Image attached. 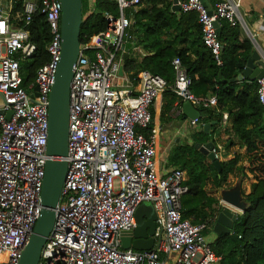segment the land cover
I'll return each instance as SVG.
<instances>
[{
    "label": "built area",
    "instance_id": "built-area-1",
    "mask_svg": "<svg viewBox=\"0 0 264 264\" xmlns=\"http://www.w3.org/2000/svg\"><path fill=\"white\" fill-rule=\"evenodd\" d=\"M117 12L105 10V27L80 43L69 86L67 171L55 206V220L37 264H218L202 232L205 223L182 216L187 191L182 168L160 165L158 130L150 107L170 87L181 106L209 108L216 95L194 93L191 77L178 56L171 63L174 78L149 69L135 72L136 84L118 70L127 43L131 10L141 0H111ZM193 10L202 40L221 64L220 18L248 29L240 0H177ZM36 0H22L19 21L0 4V264H17L40 213L48 134L49 91L61 52L60 0H39L50 30L48 59L26 83L20 60L35 48L27 24ZM127 10L130 11L127 12ZM250 38H254L249 33ZM257 96L264 105V75L256 78ZM35 85L37 88L34 93ZM227 112L223 111L222 121ZM197 118H193L195 122ZM217 147L213 151L217 157ZM155 211L153 244L149 249L122 247L121 236L136 225L135 209L142 201Z\"/></svg>",
    "mask_w": 264,
    "mask_h": 264
},
{
    "label": "trees",
    "instance_id": "trees-1",
    "mask_svg": "<svg viewBox=\"0 0 264 264\" xmlns=\"http://www.w3.org/2000/svg\"><path fill=\"white\" fill-rule=\"evenodd\" d=\"M215 1L210 0L212 4ZM21 8L22 0H15L11 13L18 11L20 16ZM105 10L117 12L115 2L93 0L89 8L87 0H82L80 43L90 40L105 27ZM131 15L133 21L128 33L145 53L141 57L124 56L122 64L126 71L146 68L163 75L171 83L174 78L171 61L178 56L191 77V90L196 94L216 95V104L212 107H199L201 115L194 122V126L198 124L199 127L191 133V141L178 142L167 156L168 165L182 168L183 182L187 184V191L181 198L182 216L190 217L195 223L204 222L202 232L213 233L215 216L223 207L220 188L232 185L228 184L230 175L242 177L251 173L253 180L249 191L244 193V210L238 212L229 231L213 234L209 244L220 256L218 264H264V105L258 100L256 79L231 80L241 72L252 52L251 40L240 38L238 22L220 18L217 36L222 43V62L218 64L202 40L195 11L174 10L172 0H141L137 8L131 10ZM27 28L36 48L30 56L20 60L23 83L33 78L37 67L48 59L46 46L50 30L39 0H36ZM162 96L160 118L166 121L179 97L170 87L163 90ZM223 111L228 113L231 125L229 129L225 127L228 137L216 146L220 162L217 169L195 142L214 141L211 135L222 122ZM208 121L213 123L206 132L202 126ZM236 142L244 145V149L230 152L228 148Z\"/></svg>",
    "mask_w": 264,
    "mask_h": 264
},
{
    "label": "water",
    "instance_id": "water-1",
    "mask_svg": "<svg viewBox=\"0 0 264 264\" xmlns=\"http://www.w3.org/2000/svg\"><path fill=\"white\" fill-rule=\"evenodd\" d=\"M205 4L206 1L203 0ZM61 16V52L57 62L54 81L49 91L48 100V134L46 141V153L49 156L45 161L44 175L40 192L41 209L33 225L32 231L21 250L17 264H37L42 245L50 232L55 220V206L59 199L60 191L67 171V161L63 156L67 152L68 141V115H69V86L73 74V65L80 49V26L83 20L82 0H60ZM172 8L179 10L177 0H172ZM218 32L220 25L216 21ZM125 56V54H124ZM123 64L119 67V74L123 75ZM135 71L128 73L131 78ZM220 75V73H219ZM264 75V55L254 47L247 57L243 69L231 80L248 78L254 80ZM227 79H222L226 81ZM34 87V93L37 91ZM183 113L190 118H198L201 110L194 106L189 100L181 104ZM211 121L205 122L203 130L208 132ZM203 153L213 161L217 169L220 162L213 151L214 142H196ZM220 199L227 205L217 213L212 230L215 233L229 231L237 217L238 211L245 208V200L239 184L225 187L220 190ZM136 225L132 231L121 236L122 247H133L135 249H149L153 244L152 233L155 227L156 211L151 202L146 201L139 204L135 209Z\"/></svg>",
    "mask_w": 264,
    "mask_h": 264
},
{
    "label": "crops",
    "instance_id": "crops-1",
    "mask_svg": "<svg viewBox=\"0 0 264 264\" xmlns=\"http://www.w3.org/2000/svg\"><path fill=\"white\" fill-rule=\"evenodd\" d=\"M205 1L209 6H212V3L210 2V0H205ZM87 2H88L89 8H91L93 5V0H87ZM14 3H15V0H0L1 6L6 11L9 12L12 22H14L15 20L18 21V17H19L18 15L20 14L18 11L16 13H11L12 12L11 9ZM239 8H240L241 13L244 16V20L246 21V24L248 27V29H244L243 27H241L240 38L248 37L253 44L252 49L256 47L259 50V52L264 55V0H240ZM128 11L129 10H127V12ZM250 32L253 34L254 38H250L249 36ZM144 53H145V50L141 49L138 45L135 44V42L127 43L126 51L124 52L125 56L130 54L132 56H137V57H141ZM124 54H123V57H124ZM130 72L124 69L123 75L128 76V73ZM129 79L134 84H136L135 74L133 75V77L131 78L129 77ZM162 97L163 96L161 93L155 98L151 106V111H152V123L159 127L157 159L160 165H166L168 153L171 151L173 146L176 145L178 142H183V141L190 142L191 133L194 132V130H198L199 126L198 124L194 126V122H192V118L186 116L183 113L181 106L176 105L177 100L175 101V105H173L168 112L169 119L166 121L161 120L160 111H161V105H162ZM181 104H182V101H181ZM199 107L200 106H198V108ZM212 123L213 122H211V124ZM230 125L231 123L228 120V115H227L226 120L219 123L217 127L214 129L211 136L212 138H214L213 142L215 146L223 144L224 140L229 135V132H225V127H228L229 129ZM210 128H211V125H210ZM235 139L237 141V138ZM236 149L243 150L244 145L240 144L239 142H236L235 144L231 145L228 148L230 152H233ZM247 177H249L250 179L249 182L251 183V181L253 180L251 173H248ZM236 184H239L241 186L242 182L240 183V181L238 180V182L235 183L234 185ZM231 186L233 185H229V186L225 185L222 188H220V190L225 187H231ZM242 186H244V184ZM249 189H250V185H249ZM220 203L222 204V206L227 205L225 202L221 201V199H220ZM213 234H215L214 231L213 233H210L207 235L205 234L208 241H210Z\"/></svg>",
    "mask_w": 264,
    "mask_h": 264
},
{
    "label": "rangeland",
    "instance_id": "rangeland-1",
    "mask_svg": "<svg viewBox=\"0 0 264 264\" xmlns=\"http://www.w3.org/2000/svg\"><path fill=\"white\" fill-rule=\"evenodd\" d=\"M0 102H1V99H0ZM237 150H239V149H237ZM238 180L240 181V183L242 182V185L244 184V186L241 185L242 195L244 197V193L246 191H248V189H249V185H250V182L249 181H250V179L247 176L239 177V176H233V175H231L230 180L228 181L229 182L228 184L234 185L235 183L238 182ZM144 202H146V201L144 200L140 204H142Z\"/></svg>",
    "mask_w": 264,
    "mask_h": 264
}]
</instances>
